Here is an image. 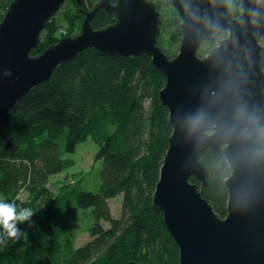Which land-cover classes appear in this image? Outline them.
Instances as JSON below:
<instances>
[{
	"label": "trees",
	"instance_id": "trees-1",
	"mask_svg": "<svg viewBox=\"0 0 264 264\" xmlns=\"http://www.w3.org/2000/svg\"><path fill=\"white\" fill-rule=\"evenodd\" d=\"M13 1L0 0V24ZM99 1L87 0V6L92 9ZM150 1L161 12L162 1ZM67 2L71 5L62 16L66 32L59 35L52 19L32 56L81 32L84 15L73 0ZM172 10L166 19L162 15L161 33H170L176 50H166L158 40L171 59L181 42V18ZM240 14L231 9L233 17ZM114 22L113 15L101 13L92 25L102 29ZM226 37L224 32L206 41L199 56L208 55ZM165 83L148 55L120 58L87 49L0 118V199L35 211L31 225H18L24 232L18 241L6 239L0 245V264H179V249L162 213L153 207L173 130L159 98ZM88 139L97 145V160L103 162L99 192L80 191L77 178L57 192L51 189L52 178L76 165L65 155ZM200 160L208 168L209 186L203 188L194 177L191 182L225 218V180L232 171L221 155L207 151ZM23 193L25 200L20 198ZM119 196L122 211L116 218L109 202ZM79 210H89L94 224L88 228L91 241L77 248L70 233Z\"/></svg>",
	"mask_w": 264,
	"mask_h": 264
},
{
	"label": "water",
	"instance_id": "water-1",
	"mask_svg": "<svg viewBox=\"0 0 264 264\" xmlns=\"http://www.w3.org/2000/svg\"><path fill=\"white\" fill-rule=\"evenodd\" d=\"M66 1L15 0L9 6L0 24V118L87 49L101 56H150L166 79L159 98L173 128L153 207L162 213L179 249V264H264V159H252L236 137L227 138L219 130L193 132L184 123L185 116L200 109L225 120L240 102L264 114V15L253 25L247 14L248 8L260 6L238 0L242 11L233 17L225 0H161L181 18V45L171 59L158 45L162 14L155 2L100 0L90 9L87 0H73L84 15L81 32L32 56ZM193 12L213 17L223 30L209 29ZM101 13L113 15L115 22L95 29L92 20ZM224 32L227 37L200 57L201 46ZM207 151L223 156L232 171L225 180V218L191 182L194 177L203 188L209 186L208 168L200 160Z\"/></svg>",
	"mask_w": 264,
	"mask_h": 264
},
{
	"label": "clouds",
	"instance_id": "clouds-1",
	"mask_svg": "<svg viewBox=\"0 0 264 264\" xmlns=\"http://www.w3.org/2000/svg\"><path fill=\"white\" fill-rule=\"evenodd\" d=\"M226 4L236 12L242 11L236 4V0H225ZM260 7L247 9L248 18L251 24L258 25L264 15L261 7H264V0H254ZM191 12V9L189 8ZM197 20L215 32H221L222 26L213 17L205 14L200 16L192 13ZM250 55V52L247 53ZM227 86V85H226ZM214 95V94H213ZM184 123L193 132H204L219 130L227 138L236 137L245 146V151L252 159H264V114L256 107H250L247 103H237L230 116L225 120L214 119L210 114L200 109L184 117ZM35 211L32 208H17L14 203L0 199V245L6 243V239L19 240L24 232L18 227L28 223L31 225Z\"/></svg>",
	"mask_w": 264,
	"mask_h": 264
},
{
	"label": "rangeland",
	"instance_id": "rangeland-1",
	"mask_svg": "<svg viewBox=\"0 0 264 264\" xmlns=\"http://www.w3.org/2000/svg\"><path fill=\"white\" fill-rule=\"evenodd\" d=\"M68 5L70 6L71 4L67 2L63 6L61 11L56 15V17L53 18V23L55 22L57 27L60 29L59 35H62L67 30V25L64 22L62 16L65 11V6ZM172 8L173 7H163V9L161 10L162 15L165 19L171 14V12H173ZM159 40H161V44L165 47L166 50H172L174 48L176 50L177 46L172 42L169 32H162L160 34ZM180 45L178 46V51L180 49ZM97 153V145L93 142L92 139H88L86 142L80 144L77 147L75 153L66 154L65 158L74 160L76 162V165L63 174L52 178L50 188L57 192L62 184H72L73 181L77 178V180L79 181L80 191L93 193L99 192L101 183L100 174L103 168V162L97 160ZM20 198L22 200H25L27 198V194L23 193ZM109 205L113 216L119 218L122 211V196H119L116 199L110 201ZM93 224L94 219L90 215L89 210L78 211L77 220L73 224L70 233L77 248L85 246L89 241H91L92 238L88 232V228L93 226ZM105 227L107 228L108 225H105Z\"/></svg>",
	"mask_w": 264,
	"mask_h": 264
}]
</instances>
